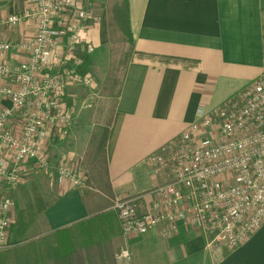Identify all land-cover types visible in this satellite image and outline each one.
I'll return each instance as SVG.
<instances>
[{
  "label": "crops",
  "instance_id": "crops-1",
  "mask_svg": "<svg viewBox=\"0 0 264 264\" xmlns=\"http://www.w3.org/2000/svg\"><path fill=\"white\" fill-rule=\"evenodd\" d=\"M24 5L25 0H0V17ZM89 10L86 41L75 50L81 70L91 74L99 89H110L106 96L115 98L105 145L111 191L145 195L160 180L148 157L188 128L200 104L207 109L221 105L260 75L264 0H92ZM32 32L30 24L0 27V38L14 41ZM86 44L94 50L87 52ZM23 57L10 51L2 58L16 65ZM79 87H69L67 100ZM9 104L0 96V110ZM23 112L12 118L15 128ZM68 130L45 148L50 169L70 160L73 169L80 168L78 157L83 158L90 136H82L74 119ZM33 167L48 173L31 160L24 163L21 178L32 175ZM56 183L53 189L44 184L35 192L31 210L15 209L12 202L11 225L23 210L34 214L25 238L89 216L84 185ZM7 189L12 187L0 181V193L7 195ZM120 244L131 253L122 264H264V222L234 249L216 241L213 232L195 227H180L166 237L157 228L128 237L118 234L114 246Z\"/></svg>",
  "mask_w": 264,
  "mask_h": 264
},
{
  "label": "built area",
  "instance_id": "built-area-1",
  "mask_svg": "<svg viewBox=\"0 0 264 264\" xmlns=\"http://www.w3.org/2000/svg\"><path fill=\"white\" fill-rule=\"evenodd\" d=\"M91 5L25 0L20 11L0 17V27L33 29L31 37L0 38V96L10 103L0 110V181L6 184H18L24 163L33 160L58 183L84 185V174L64 161L50 169L45 148L71 127L69 87L95 83L75 50L86 41ZM85 50L94 47L86 44ZM10 51L23 54L19 64L2 58ZM261 69L221 105L200 104L188 128L148 157L160 180L147 194L112 197L123 237L153 228L166 237L195 227L234 249L264 222V64ZM22 110L15 128L12 118ZM11 206L10 196L0 193V249L9 246ZM118 257L128 262L131 253L122 247Z\"/></svg>",
  "mask_w": 264,
  "mask_h": 264
},
{
  "label": "trees",
  "instance_id": "trees-1",
  "mask_svg": "<svg viewBox=\"0 0 264 264\" xmlns=\"http://www.w3.org/2000/svg\"><path fill=\"white\" fill-rule=\"evenodd\" d=\"M108 82L107 85H112L114 78ZM106 137L107 127L94 135L86 157L80 162L88 176L84 187L92 189L84 190L83 195L89 216L28 239L24 234L34 214L21 211L10 226L9 246L0 249V264H117L113 239L120 233V225L110 208L113 194L106 168Z\"/></svg>",
  "mask_w": 264,
  "mask_h": 264
},
{
  "label": "rangeland",
  "instance_id": "rangeland-1",
  "mask_svg": "<svg viewBox=\"0 0 264 264\" xmlns=\"http://www.w3.org/2000/svg\"><path fill=\"white\" fill-rule=\"evenodd\" d=\"M106 90L108 89L107 88L99 89V86L95 82L90 87H86V88L79 87L74 89L73 95L68 99L69 101L68 103L70 105L69 108L71 111V120L73 121L74 119L75 123L77 124V127L79 126V132L83 134L82 135L83 137L84 135L85 138L90 136L86 151L84 155H82L83 158L79 159L78 157L79 167L81 160H84V158L86 157V153L89 149L88 147L91 144L90 142L91 139L94 137V135L97 134L98 131L102 130L103 128L106 127V125H108L109 116L111 115L112 110L114 108L115 98L112 96H106L108 95L106 94L107 92ZM71 163L72 161L70 160L68 164L70 165ZM28 167L29 168L32 167L31 164H29ZM32 169H33L32 175L21 178L19 180L20 182L18 184H15L14 186L8 184L9 187L10 186L12 187V189L11 190L7 189L4 191L5 194L9 195L10 198H12L13 200L12 202L13 205L15 206V209L16 207L25 206L27 207V209L31 210V208L33 207V196H35L36 191L43 190L44 184L46 185L45 186L46 189H53L54 187L57 186L56 180L50 178L48 176V173L44 169L38 170L39 168H34V167ZM78 169L85 176V181H84V186H85L86 181L88 179L87 172L85 171V169H82V167ZM84 186L81 189L85 191L87 190L92 191L91 188L89 189V187H87L88 188L87 189ZM111 199L112 196L110 197V200ZM33 228H36V225ZM9 232H10V228H9ZM120 233H118L119 236H122V234ZM114 239H113V251H114L116 263L122 264L123 261L119 260L118 254L120 253L124 245L120 244L114 246Z\"/></svg>",
  "mask_w": 264,
  "mask_h": 264
}]
</instances>
